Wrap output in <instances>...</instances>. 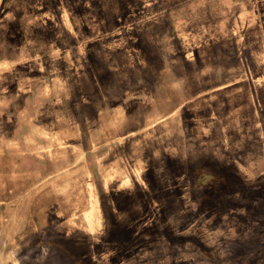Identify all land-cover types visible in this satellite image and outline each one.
Here are the masks:
<instances>
[{"label":"rangeland","instance_id":"rangeland-1","mask_svg":"<svg viewBox=\"0 0 264 264\" xmlns=\"http://www.w3.org/2000/svg\"><path fill=\"white\" fill-rule=\"evenodd\" d=\"M0 264H264V0H0Z\"/></svg>","mask_w":264,"mask_h":264}]
</instances>
